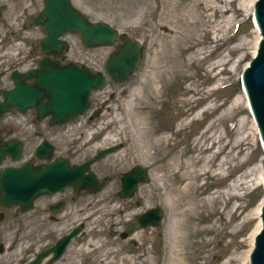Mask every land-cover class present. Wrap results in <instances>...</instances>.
<instances>
[{"label": "rangeland", "instance_id": "rangeland-1", "mask_svg": "<svg viewBox=\"0 0 264 264\" xmlns=\"http://www.w3.org/2000/svg\"><path fill=\"white\" fill-rule=\"evenodd\" d=\"M240 1L71 0L89 20L107 22L140 42L143 53L138 70L128 81L108 79L103 89L91 93L86 113L51 127L48 135L55 144L54 156L79 163L115 142L123 148L92 167L98 177L110 178L102 191L76 195L66 188L55 196L67 200L57 220L49 217L47 204L52 198L48 196L39 198L26 213L17 207L0 208L4 212L0 264H20L79 220L87 226L84 243L72 245L56 264H164L168 255L166 264H248L264 200L263 187L257 183L264 148L239 81L258 38L253 6L245 0L246 6L239 8ZM210 4L227 10L222 17L231 18L225 26L220 25V12L213 23L205 24ZM42 8L43 0H0L2 88L12 86L8 71L17 60H26L27 65L41 55L37 47L43 33L32 18ZM65 39L69 48L62 62L75 61L96 70L104 69L105 60L119 43L87 48L76 34L69 33ZM43 125L33 110L0 117L4 139H23L22 158L29 156L39 140L34 129ZM203 147H209L210 153L200 152ZM206 154H217L207 164L215 168L213 173L224 162L220 170L224 179L210 173L207 189H199L196 183L204 178L195 179L194 171L205 166ZM194 157H199L198 163ZM135 164L148 168L149 182L140 185L132 199L118 200L113 193L119 177ZM209 189L210 201L200 210L197 204L202 203L196 200ZM220 191L227 195L219 199ZM179 196L185 198L182 204ZM155 205L163 211L158 226L136 227L125 239L120 237L136 214ZM180 207L195 210L196 215L191 220L188 214L173 217ZM185 218L178 225L177 237L172 223ZM197 226L216 229L191 234ZM45 231H52L54 239L45 238Z\"/></svg>", "mask_w": 264, "mask_h": 264}, {"label": "water", "instance_id": "water-1", "mask_svg": "<svg viewBox=\"0 0 264 264\" xmlns=\"http://www.w3.org/2000/svg\"><path fill=\"white\" fill-rule=\"evenodd\" d=\"M44 8L33 18L34 24H40L46 34L40 40V47L45 57L40 61L39 68L31 69L24 74L14 71L11 76L15 88L3 92L5 100L0 101V115L17 106L19 111L34 106L38 119L51 114L50 124L63 123L76 117L88 106V97L91 89H100L106 82L102 71L71 62L62 65L58 59L52 60L50 55L59 57L66 50V43L59 39L65 32L77 33L86 47L112 45L116 39L117 30L105 22H90L74 8L69 0H43ZM254 17L261 35L256 54L243 69L241 80L247 96L250 110L264 144V0H257L254 5ZM121 44L106 60L105 69L116 82L127 80L137 69L141 57L140 44L126 36L119 35ZM25 79H32L26 83ZM45 99V100H44ZM116 147L101 150L95 158L79 165H70L66 158H56L49 164L33 165L27 161L19 166H6L0 171V206L19 204L22 210L31 207L35 197L43 193H52L66 185L73 186L75 192L86 189L95 192L105 185L98 182L90 164L103 157ZM52 146L44 143L37 147L36 155L39 158L51 156ZM21 152V143L15 139L8 142L0 140V162L5 155L17 159ZM146 168L137 165L123 173L120 180V198L131 197L137 190L140 182H147ZM61 204L56 205L60 208ZM2 214H0V218ZM162 217L160 207H154L136 216L140 227L155 226ZM262 229L255 237L254 248L250 254V264H264V204L261 208ZM134 223H130L128 231L132 232ZM77 231V230H76ZM62 239L55 248L54 258L64 250L72 235ZM50 251V250H49ZM48 251V252H49ZM43 253L42 255H44ZM38 257L33 263L39 261ZM29 263V264H33Z\"/></svg>", "mask_w": 264, "mask_h": 264}, {"label": "bare ground", "instance_id": "bare-ground-1", "mask_svg": "<svg viewBox=\"0 0 264 264\" xmlns=\"http://www.w3.org/2000/svg\"><path fill=\"white\" fill-rule=\"evenodd\" d=\"M244 1L245 0H242V1H240L239 2V8H242V7H244V6H246L245 5V3H244ZM250 2H248L249 4H251V6H253V3H254V1L255 0H249ZM200 5V3H196V6H199ZM207 9H209L211 12H210V14H208V15H206L207 16V19H205L204 20V22H205V24H211V23H213L216 19H214V17H215V14L216 13H218V12H220V19H221V21H220V25H221V27H222V25L223 26H225V24H227L228 23V21H229V18H231L230 16H228V18H223L222 16H223V14L224 13H226V9H221V8H219L217 5H215V4H210L209 6H208V8ZM251 9H253V8H251ZM213 19H212V18ZM219 29V28H218ZM206 31V30H205ZM209 31V32H208ZM207 31V34H210V30H208ZM256 31H257V28H256ZM257 35H258V38H257V41L259 40V34L257 33ZM217 40V39H216ZM187 48H189V49H191L192 48V46H188ZM190 64H192V63H190ZM245 105L247 106V104H246V100H245ZM247 108V107H246ZM207 108L205 107V110H206ZM202 147V146H201ZM201 151L200 152H204V153H206V152H209V147H203V149H200ZM210 153V152H209ZM215 156H217V154H214L213 156L212 155H210V154H206V157H205V159H204V162H206L205 163V166L202 168V169H200V170H198V171H194V178L195 179H201L202 180V178H204V181L202 182V181H200L199 182V180H198V182L196 183L197 184V188H199V189H202L203 187H205V189H207V187H206V184H207V180H208V175H210V173L213 175V176H217V179L218 180H223L224 179V177L222 176V174L224 173H221V171L220 170H222V168L223 167H221L223 164H224V162L222 161V162H220V164H219V172H217V173H213V170L215 169H211L210 167H208V165L207 164H209L210 162H212L213 161V159L215 158ZM199 157H194V163H198L199 162ZM229 168V167H228ZM230 168H232V169H234V168H236V165H234V166H230ZM187 173V172H186ZM257 178V177H256ZM207 179V180H206ZM252 179H250V181H251ZM257 183H259L260 185H262L263 184V167H262V172H261V174H260V176H259V178H258V180H257ZM192 194V193H191ZM227 195V192L226 191H220V193H219V199H221V197H223L224 198V195ZM203 195H205V196H203ZM211 195V192H210V189L208 190V192H203V194H201V195H199L198 196V198H197V202L198 203H202V204H200V207H199V204H197V208L198 209H200L201 210V208H202V205H206L207 203H209V201H210V198H209V196ZM217 196V197H218ZM237 196H238V194L237 193H235L234 194V197H236L237 198ZM179 200H180V202H181V204L185 201V198H183L182 196H179ZM211 201L213 202H215V198H212L211 199ZM238 206L236 205L235 206V208H237ZM259 209H260V207H259ZM215 210V209H214ZM214 210H212V212H214ZM216 211V210H215ZM217 212V211H216ZM186 214H188V216L186 217V218H189V220H191V217H192V219L194 218V216L196 215V212H195V210L194 211H190V209H181V207H180V210L178 211V212H176V213H174L173 214V217H175V216H180L179 218H182V215H186ZM186 218H185V220L184 219H178L177 221H173V225L174 226H172V232L175 234L176 233V236L177 237H179V233H178V225H179V223L180 222H183V221H186ZM175 219V218H174ZM199 224V225H198ZM196 225H198V226H200L201 225V221L200 222H198V223H196ZM259 227H260V222H259ZM195 227L194 229H192V233L191 234H199V233H202V232H206L207 230L209 231L211 228H213V227H209V228H202V227ZM215 228V227H214ZM213 228V229H214ZM216 229V228H215ZM171 257V255H168L167 256V258H165L164 259V264H166V262H167V260H168V258H170ZM178 257H179V261L182 259V256H181V254L178 252ZM174 261H177V259H175L174 258Z\"/></svg>", "mask_w": 264, "mask_h": 264}, {"label": "flooded vegetation", "instance_id": "flooded-vegetation-1", "mask_svg": "<svg viewBox=\"0 0 264 264\" xmlns=\"http://www.w3.org/2000/svg\"><path fill=\"white\" fill-rule=\"evenodd\" d=\"M35 47L33 48V52L35 51ZM26 64V61H24V60H22V61H20L19 62V65H25ZM51 129V127H46L44 130H43V128H42V132H43V134H44V136L45 137H47V138H50V136L48 135L49 134V130ZM36 136V135H35ZM30 159L34 162V163H39L40 161L39 160H37L35 157H34V153H32V155H30ZM117 190V189H116ZM115 190V191H116ZM115 191H114V196H115ZM49 197H51V196H49ZM63 200V201H62ZM37 201V200H36ZM62 201V209H61V211H63V209L65 208V206H66V204H67V200L64 198V197H52V200H50L49 202H48V204H47V208H48V212L50 213L49 214V217L51 218V219H53V220H57L58 219V217H57V215L58 214H54V213H52L51 211H50V209H49V205L50 204H52V203H57V202H61ZM60 214V213H59ZM80 221H77V222H75V224L74 225H72L70 228H68L67 230H65L64 232H62L59 236H57L56 238H55V240H53V241H48L47 243H46V245L45 246H43V247H41V248H37V249H35L33 252H32V254L31 255H29L28 257H26V258H24V260L20 263V264H25V263H27V262H29V261H31V260H33L36 256H37V254L40 252V251H42V250H46L47 248H50V247H52L63 235H66V234H68L69 232H70V230L73 228V227H75L76 225H81L83 228H82V230H80L79 232H78V234L74 237V238H72L71 239V241L69 242V244L67 245V247H66V249H65V251H64V253H63V255H62V257H61V259L64 257V256H66V254H67V252H68V250L70 249V247L72 246V245H74V244H80V245H82L83 243H84V233H85V230H86V224L84 223V222H80ZM44 236H45V238H47V239H54L53 237H52V231H45L44 232ZM122 234H123V232H121L120 233V237L121 238H123V239H125V237H122ZM60 259V260H61ZM60 260H58L57 262H55V263H53V264H56V263H58Z\"/></svg>", "mask_w": 264, "mask_h": 264}]
</instances>
